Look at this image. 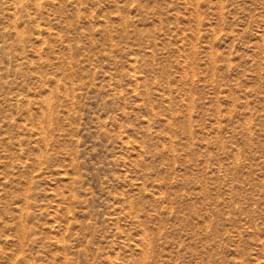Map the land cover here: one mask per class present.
Wrapping results in <instances>:
<instances>
[{"label": "rangeland", "instance_id": "obj_1", "mask_svg": "<svg viewBox=\"0 0 264 264\" xmlns=\"http://www.w3.org/2000/svg\"><path fill=\"white\" fill-rule=\"evenodd\" d=\"M0 264H264V0H0Z\"/></svg>", "mask_w": 264, "mask_h": 264}]
</instances>
